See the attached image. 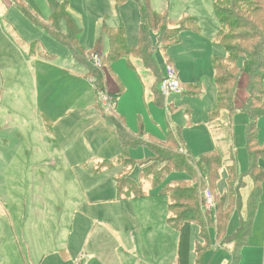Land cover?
<instances>
[{
  "label": "rangeland",
  "instance_id": "obj_1",
  "mask_svg": "<svg viewBox=\"0 0 264 264\" xmlns=\"http://www.w3.org/2000/svg\"><path fill=\"white\" fill-rule=\"evenodd\" d=\"M58 1L68 14L54 34L49 0H0V264H173L181 214H196L178 193L198 188L202 206L208 189L217 204L216 196L228 190L232 156L240 174L249 169L248 113H212L217 99L213 61L229 57L216 39L218 0H148L178 28L170 44L159 43L157 30H150L160 74L175 66L181 83L178 92L160 89L162 105L152 91L158 80L136 55L103 61L122 89L118 97L111 94L105 71L98 69L104 76L98 96L96 80L87 74V53H110L105 27L122 26L128 45H137L140 0ZM259 13L264 28V11ZM71 27L80 28L77 38L70 37ZM238 66L246 70L243 57ZM242 79L237 95L245 89L247 76ZM257 136L264 143V115L258 118ZM166 141L169 149H161L192 159L188 164L196 174L177 169H185L186 162L175 169L150 160L157 155L153 144ZM259 150L264 153V145ZM211 152L221 157L214 190L198 166ZM259 164L264 166V158ZM250 179L245 177L241 190L244 200ZM245 203L231 218V232L246 213ZM214 212L205 216L214 219ZM199 232L191 221L190 264ZM209 237L203 244L206 264L227 263L213 225ZM249 241L264 243V186Z\"/></svg>",
  "mask_w": 264,
  "mask_h": 264
},
{
  "label": "trees",
  "instance_id": "obj_2",
  "mask_svg": "<svg viewBox=\"0 0 264 264\" xmlns=\"http://www.w3.org/2000/svg\"><path fill=\"white\" fill-rule=\"evenodd\" d=\"M140 2L141 23L137 45H128L125 30L122 26L105 27L106 34L110 40V53L107 56L105 55V60L106 62L108 61V63L115 62L119 58L124 56L128 57L131 54L140 58L144 67L153 71L155 82L158 80L157 86L155 89L152 88V91L156 102L162 105V99H159V94L162 95L159 86L164 74H160L158 63L154 56L150 30H157L159 43L168 42L170 44V40H174L178 37V28L175 26L171 27L168 16L165 13L160 14L153 11L148 0H140ZM216 3L217 15L221 24L216 39L227 49L229 57L223 60L221 58H214L213 61L217 99L212 113L214 116H218L221 109L229 111L230 114H233L237 109H241L248 113L250 121L246 131V148L249 155V169L244 174H240L238 172L236 159L232 156L233 163L228 166V190L222 196H216L217 204L216 210L213 213L215 214L214 219L205 216L207 214L202 210L201 198H199L197 191L198 188L186 190L183 195L182 193H178L182 201H185L187 204L192 203V208L196 214L191 215V213L187 214V212L184 211L181 214L184 219L178 227V258L173 264H190L191 221L199 225V238L201 240L200 243H197L194 264H206L204 258L206 249L203 244L208 241L210 242L209 230L212 225L216 230V238L222 245L233 243L231 258L227 264H238L242 257V250L248 244L252 234L254 218L263 194L264 166L259 164V159L264 158V153H261L262 150H259V145L263 146L264 143H260L257 133L258 118L264 115V28L257 20L256 15L264 11V0H218ZM228 4H231L232 7ZM49 5L52 11L50 16L52 27L50 31L56 34L61 28V22L65 20L68 13L66 12V5L61 4L58 0H49ZM60 7H62L63 10L58 11L57 9ZM192 21H194V19ZM194 29L198 31V28ZM174 30L176 34L172 33ZM79 31L80 28L76 30L71 27L70 37L74 36L77 38ZM177 42H179V40ZM239 57L244 58L246 70L238 66ZM88 65L90 69L87 74L95 78L96 92L99 93L104 90L102 81L104 76L98 69L93 68L90 64ZM130 66L132 67V64H130ZM104 71L106 74L110 73L106 70ZM243 75L247 76L244 85V91L247 93V97L239 106L237 105V88H239L238 85L240 82L243 81L244 84V80L242 79ZM121 90L122 89L118 87L117 90L112 91L111 94L118 97L121 95L120 93H122ZM241 90L242 87L238 89V92ZM168 141H166L164 146L159 144V142L158 144H153V150L157 155L153 156L150 160L155 164L160 162L167 163L170 166L173 165L172 167L175 169V165L183 166L186 162L187 167L185 169H177L186 170L191 175L196 174V170L188 164V160L192 159L183 156V153L172 152V154H168V150L161 149V147L169 149L166 148L167 144L170 143ZM172 143L176 146L179 142L173 141ZM211 153L213 154L201 156L198 163L202 165L198 166L203 168V178L206 180V184L214 190L211 183H213L215 188L221 157L217 153ZM205 169L206 174L204 171ZM247 176L251 177L253 188L247 198L246 216L240 215L235 230L231 233H227L232 216L240 212L241 207L244 205L241 190L247 185L245 182V177ZM180 206L177 205L176 209ZM181 207L184 206L182 205ZM202 212H204V216Z\"/></svg>",
  "mask_w": 264,
  "mask_h": 264
},
{
  "label": "crops",
  "instance_id": "obj_3",
  "mask_svg": "<svg viewBox=\"0 0 264 264\" xmlns=\"http://www.w3.org/2000/svg\"><path fill=\"white\" fill-rule=\"evenodd\" d=\"M102 49V48H101ZM103 50V49H102ZM84 61H86V60H84ZM84 61H82L84 64H85V62ZM88 73V72H87ZM106 77H107V79H106V81H108V87H109V90L110 91H115V90H117V88L119 87L118 86V83H116L112 78H111V76H110V73H108L107 75H106ZM91 78H93V77H91ZM107 84V83H106ZM93 87H94V90H95V92H96V88H95V85H94V83H93ZM96 94H97V92H96ZM99 94V93H98ZM98 94H97V96H98ZM246 97H247V93L244 91V89H242L241 90V93H240V91H239V95L237 96V104L240 106L241 105V103L246 99ZM99 101H100V99H99ZM118 100L115 102V110H120V101L118 102ZM99 106V105H98ZM125 113H123L122 114V116L120 117V119H121V121L123 120V121H125L124 120V117H125ZM247 177H249V176H247ZM251 178V177H250ZM245 182H246V180H245ZM249 182H250V184H251V188H250V191L249 192H251V190H252V188H253V181H252V179H250L249 180ZM246 184H247V182H246ZM247 192V191H246ZM245 194H243V202H244V206H246V203H245V201L247 200H244L245 199ZM244 217L246 216V213H245V215H243ZM231 221V220H230ZM239 222V221H238ZM230 223V222H229ZM229 226V225H228ZM216 231V230H215ZM233 232V231H232ZM227 233H231V231H230V229H228L227 230ZM255 239V241L257 240V238L255 237L254 238ZM217 240V245H218V247H224V249H225V251H226V253L228 254V256H229V260H230V258H231V250H232V248H233V243H230V244H225V245H222L221 243H220V241L218 240V239H216ZM219 242V243H218ZM246 247V248H245ZM244 248H243V250H242V257H241V259H240V262L238 263V264H262V262L264 261V243H263V245H254V244H252V243H250V241L248 242V244L245 246ZM252 247H255V248H252ZM257 247V248H256ZM227 259V258H226ZM229 262V261H228ZM227 262V263H228ZM227 263H225L224 262V264H227Z\"/></svg>",
  "mask_w": 264,
  "mask_h": 264
},
{
  "label": "built area",
  "instance_id": "obj_4",
  "mask_svg": "<svg viewBox=\"0 0 264 264\" xmlns=\"http://www.w3.org/2000/svg\"><path fill=\"white\" fill-rule=\"evenodd\" d=\"M87 61L90 63L94 68L102 70L104 72V67L102 66L103 61L105 59V54L102 50H96L87 53ZM91 80L94 82L95 78H91ZM160 89L164 93H171V92H178L181 89V83L179 81V78L176 76V68L175 66H169L167 68V72L164 75L161 84ZM106 97L104 96V99ZM202 206L205 212L212 213L216 209V202L213 197V194L210 190L205 189L203 191V198H202Z\"/></svg>",
  "mask_w": 264,
  "mask_h": 264
}]
</instances>
